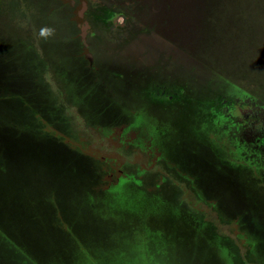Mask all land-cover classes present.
<instances>
[{
	"label": "rangeland",
	"instance_id": "obj_1",
	"mask_svg": "<svg viewBox=\"0 0 264 264\" xmlns=\"http://www.w3.org/2000/svg\"><path fill=\"white\" fill-rule=\"evenodd\" d=\"M130 1L164 43L97 83L56 0H0V264H264V0Z\"/></svg>",
	"mask_w": 264,
	"mask_h": 264
},
{
	"label": "flooded vegetation",
	"instance_id": "obj_2",
	"mask_svg": "<svg viewBox=\"0 0 264 264\" xmlns=\"http://www.w3.org/2000/svg\"><path fill=\"white\" fill-rule=\"evenodd\" d=\"M56 1L57 5L60 8H65L64 15L66 17V20H70L72 23H74L73 27L75 28V33L73 37L77 40L76 53L80 56V60L78 59L76 66H82V68L84 66V68L89 70L91 72L92 78H94V81L97 83H103L104 81L98 74L99 70L104 69L103 67L111 68L112 70H114V73L109 77V79L111 81L117 82L122 80V78L127 75L125 73H118L123 69L121 64L125 63V65L128 64L129 66L134 65L132 64L133 62L129 57V63L127 57L126 59H123L124 62H120L122 61L120 59L122 58L126 50L132 49L133 47L131 44L133 41H130L129 38V30H134L135 26L138 28V31L145 33L142 36L143 42L145 44L152 42V46L160 47L164 43L163 38L158 33L154 32L152 26H148L149 24L138 25L135 23L133 11H137L140 9H134L130 0ZM155 11H157V13L159 12V10L157 9H155ZM20 16H22V13H20ZM106 16H110L111 24L106 25V23H103L105 22ZM119 18L121 20H119ZM92 43L93 46H91ZM157 83L158 81L154 79L150 81L148 85L149 88L148 90H146L147 94H149L148 96H154L164 102L176 100L177 98H179L177 95L178 90L166 88L164 85L158 86ZM61 107L64 108V104ZM76 133L79 134V131L76 130ZM60 139L65 144H68V140L71 138L67 139L62 136ZM77 140L75 143L72 140L70 141L71 145L74 146L75 149L81 151L82 154L90 158H99L94 151L85 148L86 142L83 145V140ZM132 142L133 141L131 139L125 143L127 145H131ZM130 155L133 154H125V157H130ZM125 157H123L122 159L125 160ZM105 158L106 156H101L100 160H107ZM128 160L129 159H126V161ZM154 161V166L161 163L163 164L162 159L159 160V157H157V159ZM116 170L118 172V175H120L122 172L121 169L117 168ZM171 172L172 171L169 170L168 174L167 170L159 169L158 171H156V176L158 175L159 177L169 178L171 177ZM131 174L132 176L134 175L133 173H129V175L127 176L129 177L131 176ZM175 183L176 187L181 186L180 184H177V181ZM173 191L175 190L173 189ZM152 261L154 262V260Z\"/></svg>",
	"mask_w": 264,
	"mask_h": 264
},
{
	"label": "water",
	"instance_id": "obj_3",
	"mask_svg": "<svg viewBox=\"0 0 264 264\" xmlns=\"http://www.w3.org/2000/svg\"><path fill=\"white\" fill-rule=\"evenodd\" d=\"M261 19V23H264V15L259 17V20ZM244 40H252L253 43L263 42L264 43V28L260 27L257 29L256 32L253 34H250L249 32L244 33ZM260 39V40H259Z\"/></svg>",
	"mask_w": 264,
	"mask_h": 264
},
{
	"label": "trees",
	"instance_id": "obj_4",
	"mask_svg": "<svg viewBox=\"0 0 264 264\" xmlns=\"http://www.w3.org/2000/svg\"><path fill=\"white\" fill-rule=\"evenodd\" d=\"M103 23H106V25L107 24H111V20H110V16H106L105 17V22H103ZM218 103V105H220V102H217ZM220 110V109H219Z\"/></svg>",
	"mask_w": 264,
	"mask_h": 264
},
{
	"label": "clouds",
	"instance_id": "obj_5",
	"mask_svg": "<svg viewBox=\"0 0 264 264\" xmlns=\"http://www.w3.org/2000/svg\"><path fill=\"white\" fill-rule=\"evenodd\" d=\"M45 32H47V30H45Z\"/></svg>",
	"mask_w": 264,
	"mask_h": 264
}]
</instances>
